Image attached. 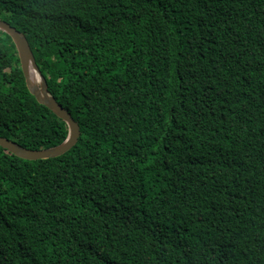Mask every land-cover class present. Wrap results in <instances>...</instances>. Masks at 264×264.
Segmentation results:
<instances>
[{
    "label": "trees",
    "instance_id": "trees-1",
    "mask_svg": "<svg viewBox=\"0 0 264 264\" xmlns=\"http://www.w3.org/2000/svg\"><path fill=\"white\" fill-rule=\"evenodd\" d=\"M78 123L0 146V264H264V0H0ZM0 30V136L63 142Z\"/></svg>",
    "mask_w": 264,
    "mask_h": 264
},
{
    "label": "water",
    "instance_id": "water-1",
    "mask_svg": "<svg viewBox=\"0 0 264 264\" xmlns=\"http://www.w3.org/2000/svg\"><path fill=\"white\" fill-rule=\"evenodd\" d=\"M0 30L8 34L15 44L20 67L24 75L25 84L30 94H32L39 104L51 110L59 119L64 121L68 133L66 139L50 148L46 149H27L19 146L15 141L0 136V146L9 153L25 160L48 159L60 156L70 150L77 142L80 135L78 123L72 118L70 113L57 102L49 93L46 79L41 75L32 49L24 35L8 22L0 19ZM31 70L39 77L38 85L32 81Z\"/></svg>",
    "mask_w": 264,
    "mask_h": 264
},
{
    "label": "bare ground",
    "instance_id": "bare-ground-1",
    "mask_svg": "<svg viewBox=\"0 0 264 264\" xmlns=\"http://www.w3.org/2000/svg\"><path fill=\"white\" fill-rule=\"evenodd\" d=\"M31 77H32V81L35 85H38L39 82V77L37 75L36 72H34L33 70H31Z\"/></svg>",
    "mask_w": 264,
    "mask_h": 264
},
{
    "label": "rangeland",
    "instance_id": "rangeland-1",
    "mask_svg": "<svg viewBox=\"0 0 264 264\" xmlns=\"http://www.w3.org/2000/svg\"><path fill=\"white\" fill-rule=\"evenodd\" d=\"M15 45V44H14Z\"/></svg>",
    "mask_w": 264,
    "mask_h": 264
}]
</instances>
